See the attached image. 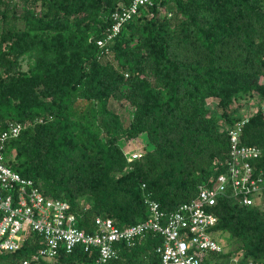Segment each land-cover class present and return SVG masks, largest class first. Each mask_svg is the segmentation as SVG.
Listing matches in <instances>:
<instances>
[{
    "label": "trees",
    "instance_id": "trees-1",
    "mask_svg": "<svg viewBox=\"0 0 264 264\" xmlns=\"http://www.w3.org/2000/svg\"><path fill=\"white\" fill-rule=\"evenodd\" d=\"M130 1L0 0V134L25 124L6 142L5 163L67 200L86 232L97 216L130 225L147 216L146 197L167 214L210 183L228 156L229 129L244 118L240 107L256 97L240 142L260 148L252 165L263 187L252 206L217 199L209 232L232 244L220 243L226 251L208 262L239 252L264 264V0H153L98 45L110 14ZM112 98L133 108L129 119ZM140 135L142 146L125 151L123 142ZM39 240L29 235L0 252V264H21ZM162 240L148 232L117 243L118 257L106 263L77 247L31 264H159Z\"/></svg>",
    "mask_w": 264,
    "mask_h": 264
},
{
    "label": "built area",
    "instance_id": "built-area-1",
    "mask_svg": "<svg viewBox=\"0 0 264 264\" xmlns=\"http://www.w3.org/2000/svg\"><path fill=\"white\" fill-rule=\"evenodd\" d=\"M152 5L153 0H131L114 10L110 14L113 22L97 44L114 38L139 7ZM249 115L243 114L244 118L229 129L228 156L218 161L221 170L211 177L209 184L199 185L193 198L166 214L156 200L146 197L147 216L143 220L119 226L109 217L97 216L93 232L77 225V216L67 200L44 195L32 179L21 176L5 163L6 142L25 126L11 124L0 134V252H13L23 246L29 235L37 234L41 245L21 264L39 259L51 261L59 251L72 253L77 247L84 251L96 249V261L106 263L118 257L117 243L130 245L154 232L163 239L155 248L159 264H212L208 262L211 253L226 251L209 232L217 222L213 205L219 197L232 195L239 203L252 206L263 187L262 177L252 165L261 155L260 148L240 142L241 128ZM241 259L242 254L234 252L218 264H253Z\"/></svg>",
    "mask_w": 264,
    "mask_h": 264
},
{
    "label": "rangeland",
    "instance_id": "rangeland-1",
    "mask_svg": "<svg viewBox=\"0 0 264 264\" xmlns=\"http://www.w3.org/2000/svg\"><path fill=\"white\" fill-rule=\"evenodd\" d=\"M18 26H22L21 21H18ZM21 65H22V69L27 68V63L25 61H22ZM207 101H208V105L212 108V110L217 111L216 107H215L216 100L215 99H208ZM256 102H257L256 97L249 99V101H247L246 103H244L240 107V112H242V114H251L252 112L256 111L257 106H259V103L257 104ZM262 105L264 106V101H262ZM110 107L113 108L115 111H117L119 114H121V116L125 120L129 119L131 117L132 112H133V108L131 106H129L128 103L125 102L124 100H122L121 98H112L110 100ZM143 142H144V135H140L139 139L136 141H128V143L123 142V144H124L123 147H124V150L127 151L130 148L142 146L141 143H143ZM142 152H143L142 150H140V151L136 150L135 153L140 154ZM217 241L219 243L223 244L227 248H229V246H231V244H232V242H230L231 239L228 237V235L226 233L217 237Z\"/></svg>",
    "mask_w": 264,
    "mask_h": 264
}]
</instances>
